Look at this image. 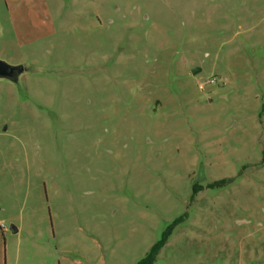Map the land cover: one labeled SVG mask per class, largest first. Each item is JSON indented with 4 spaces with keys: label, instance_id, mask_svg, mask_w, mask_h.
I'll return each mask as SVG.
<instances>
[{
    "label": "rangeland",
    "instance_id": "1",
    "mask_svg": "<svg viewBox=\"0 0 264 264\" xmlns=\"http://www.w3.org/2000/svg\"><path fill=\"white\" fill-rule=\"evenodd\" d=\"M0 59V264H264V0H0Z\"/></svg>",
    "mask_w": 264,
    "mask_h": 264
},
{
    "label": "water",
    "instance_id": "2",
    "mask_svg": "<svg viewBox=\"0 0 264 264\" xmlns=\"http://www.w3.org/2000/svg\"><path fill=\"white\" fill-rule=\"evenodd\" d=\"M27 68L22 65H11L0 59V78L9 79L14 82L19 80L20 75L25 72Z\"/></svg>",
    "mask_w": 264,
    "mask_h": 264
},
{
    "label": "trees",
    "instance_id": "3",
    "mask_svg": "<svg viewBox=\"0 0 264 264\" xmlns=\"http://www.w3.org/2000/svg\"><path fill=\"white\" fill-rule=\"evenodd\" d=\"M225 181H220L217 183V185L223 184ZM178 221L175 223L177 224ZM169 234H164L162 239L159 240L151 249V251L147 254V256L142 259L139 264H153L158 253L161 251V249L164 247L167 239H168Z\"/></svg>",
    "mask_w": 264,
    "mask_h": 264
}]
</instances>
